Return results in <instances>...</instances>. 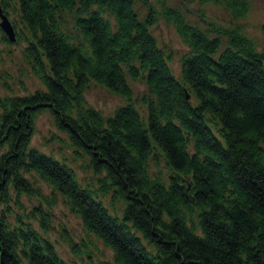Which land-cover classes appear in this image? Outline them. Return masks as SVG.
Returning a JSON list of instances; mask_svg holds the SVG:
<instances>
[{
    "label": "trees",
    "instance_id": "16d2710c",
    "mask_svg": "<svg viewBox=\"0 0 264 264\" xmlns=\"http://www.w3.org/2000/svg\"><path fill=\"white\" fill-rule=\"evenodd\" d=\"M189 1L229 20L198 23L171 0H1L42 87L0 96V264H68L47 237L59 198L112 251L106 264H264V23L258 42L241 23L249 0ZM160 21L187 47L180 78L153 34ZM93 83L125 104L105 117L86 99ZM45 112L96 185L32 147ZM22 196L38 206L10 220Z\"/></svg>",
    "mask_w": 264,
    "mask_h": 264
},
{
    "label": "rangeland",
    "instance_id": "374dc122",
    "mask_svg": "<svg viewBox=\"0 0 264 264\" xmlns=\"http://www.w3.org/2000/svg\"><path fill=\"white\" fill-rule=\"evenodd\" d=\"M155 1V0H151ZM172 5L188 8L192 11L193 20L201 23L198 15L206 14V20L225 23L229 20L224 8L213 5L202 6L196 2L189 0H171ZM251 11L247 18L241 22L246 26L247 34L254 40L261 42L263 35L261 25L264 23V1L249 0ZM1 2V0H0ZM1 8V7H0ZM14 8V10H13ZM13 8L8 15L10 21L17 22L20 28V16L16 12L17 9L13 3ZM203 10V11H202ZM144 13V11H143ZM1 22V18H0ZM153 34L158 39L162 47L172 55L170 66L174 75L177 78L181 76V58L187 52V47L178 36L173 26L160 21L153 29ZM4 32L0 30V96L17 95L23 96L35 92L42 85L34 78L29 66L23 58L24 43H16L6 40ZM134 92L137 97L143 95L146 87L143 83L133 84ZM86 99L92 107L101 111L105 117L112 116L115 110L125 104V100L110 92L103 86L93 83L91 89L86 93ZM139 110L144 112L139 106ZM32 147L39 151L56 157L58 160L66 161L70 164L77 173L80 182L87 186L89 184L96 185L93 171L89 169L88 158H80L75 156L74 148L69 145L65 134L58 131L54 118L48 112H45L37 118L35 125V133L32 138ZM156 169V168H154ZM159 171L163 175H168L169 170L163 158L160 161ZM157 169V171H158ZM34 182L42 188L45 194H50L51 189L41 179L34 176ZM21 208L14 207L12 204V213L10 220H14V214L26 215L32 212L33 206H38L37 200H30L26 196L21 197ZM106 204L110 207L111 202L106 199ZM123 203L117 202L116 209L121 210ZM111 208V207H110ZM113 211V208H111ZM53 229L49 232L48 238L55 243L56 249L61 258L68 264H106L113 263V253L101 241L94 237L86 238V233L81 219L73 214L66 206L64 201L59 198L58 204L53 209ZM35 227H37V224ZM67 229V233L66 230ZM65 235L71 236L77 244L85 240L88 245L80 247L77 252H74L71 246L66 242Z\"/></svg>",
    "mask_w": 264,
    "mask_h": 264
},
{
    "label": "water",
    "instance_id": "95a60500",
    "mask_svg": "<svg viewBox=\"0 0 264 264\" xmlns=\"http://www.w3.org/2000/svg\"><path fill=\"white\" fill-rule=\"evenodd\" d=\"M0 18H1V22H0L1 29L7 35V37L11 42H16L17 37L14 26L10 21L9 17L3 12L1 8H0Z\"/></svg>",
    "mask_w": 264,
    "mask_h": 264
}]
</instances>
